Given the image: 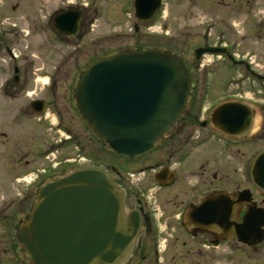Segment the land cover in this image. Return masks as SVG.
Returning <instances> with one entry per match:
<instances>
[{
	"label": "flooded vegetation",
	"instance_id": "flooded-vegetation-1",
	"mask_svg": "<svg viewBox=\"0 0 264 264\" xmlns=\"http://www.w3.org/2000/svg\"><path fill=\"white\" fill-rule=\"evenodd\" d=\"M48 1L0 0V53L13 76H19L15 50L31 48L33 34L50 30L74 45L92 36L103 16V22L116 23L110 30L134 39L126 48L181 57L190 89L179 119L150 152L116 155L115 163L106 157L110 149L81 125L69 84L57 91L59 80L48 76L51 91L44 88L43 96H30L20 107L41 125L36 141L10 140L0 129V264H30L16 239L17 224L39 183L75 165L87 148L85 156L106 167L124 191L127 211L139 220L130 256L120 264H239L244 256L255 264L257 255L264 258V239L255 242L257 229L264 237V190L250 176L264 147L256 144L264 137V0H76L52 10ZM102 2L115 13H100ZM64 9L78 16L73 35L55 28L54 16ZM7 80L0 85L5 101L27 99L26 89L15 90ZM36 100L40 106L31 104ZM226 101L239 103L233 129L250 125L249 132L218 130L228 127L218 118L221 125L213 122L212 113ZM41 106L38 118L34 110ZM98 146L106 152L97 154Z\"/></svg>",
	"mask_w": 264,
	"mask_h": 264
},
{
	"label": "water",
	"instance_id": "water-1",
	"mask_svg": "<svg viewBox=\"0 0 264 264\" xmlns=\"http://www.w3.org/2000/svg\"><path fill=\"white\" fill-rule=\"evenodd\" d=\"M77 17L74 11L61 13L55 18L57 29L73 33ZM189 85L187 69L175 54L128 50L87 65L74 92L91 130L117 154L138 157L178 119ZM238 106L230 101L216 107L213 118L228 127H218L221 131L238 132L231 126ZM251 178L264 190V149L254 159ZM138 228L112 176L101 165L84 164L40 184L17 227V239L31 264H120L128 259ZM256 234V242L264 238L258 229Z\"/></svg>",
	"mask_w": 264,
	"mask_h": 264
},
{
	"label": "rangeland",
	"instance_id": "rangeland-1",
	"mask_svg": "<svg viewBox=\"0 0 264 264\" xmlns=\"http://www.w3.org/2000/svg\"><path fill=\"white\" fill-rule=\"evenodd\" d=\"M71 1L76 0H49L48 8L49 10H52L57 6H61L60 4L64 3L67 5ZM77 1L89 2L90 0ZM98 4L102 6L101 9H98L101 10L100 13L104 12V16L106 14L109 15L110 13H115L113 8H106L104 5L105 3L102 2ZM99 22L102 24L97 27L95 32H91L92 36L88 34L80 43L74 45L61 43V41L56 39L57 36L53 35L49 29L46 34H33L31 48H25L18 45L15 50L18 54L17 66L19 68V79L17 82L12 80V70L7 69L6 62L3 60L4 57L1 58L3 54L0 53V83L4 78H8L7 81H9L14 88L22 90L31 88V91H37L36 96L40 97L43 96V91L48 94L49 91H51V88H53V86L51 88H46L44 83H47V76L54 74L59 80L58 88L56 87L57 91L63 90L66 87V84H69V88L73 87L78 72L88 62L97 56L111 53L119 48L129 47L131 45L130 43L134 40L125 38L124 35L116 34L110 30L113 29L112 26H116L114 21L112 23H106V21L103 22V20H100ZM110 25L111 27H109ZM90 39L95 41L96 44L94 46L89 44ZM65 80H67V82H64ZM44 87L46 89H44ZM33 95L34 94H32V96ZM1 107L0 114L2 117L0 121L7 122L5 124L8 126L5 129L0 127V129L3 132H6L8 139L26 138L35 142L36 138L40 135L39 128H41V125L37 124V126L34 124L33 119L31 121L30 118H23L25 116L22 113H16V117L12 119L13 115L10 113L5 112L6 114H3L4 109H6L4 104L1 105ZM9 109H11L12 113L16 110V108L12 107ZM22 112L26 113V109H23ZM48 113L51 116L54 111L50 109ZM53 120L55 121V119H52V121ZM80 123L81 125L83 124L82 121H80ZM256 144L258 149L262 147L264 145V137L260 139L257 138ZM3 148L4 147L0 145L1 153L3 152ZM104 152L106 151L100 149L98 146L97 154H103ZM83 153L88 155V148L85 149ZM106 157L108 160L117 163V160L115 159L116 157L111 153ZM1 160L4 161L5 159ZM263 262L264 258L262 256L257 255V257H255V264H263ZM252 263L253 261H251V264ZM239 264H250V261L244 256L240 259Z\"/></svg>",
	"mask_w": 264,
	"mask_h": 264
},
{
	"label": "bare ground",
	"instance_id": "bare-ground-1",
	"mask_svg": "<svg viewBox=\"0 0 264 264\" xmlns=\"http://www.w3.org/2000/svg\"><path fill=\"white\" fill-rule=\"evenodd\" d=\"M37 83H38V81H37ZM37 83H36V84H37Z\"/></svg>",
	"mask_w": 264,
	"mask_h": 264
}]
</instances>
